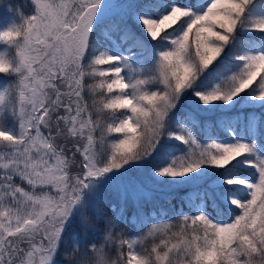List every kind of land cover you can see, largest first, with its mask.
Returning a JSON list of instances; mask_svg holds the SVG:
<instances>
[{
    "label": "snow or ice",
    "instance_id": "6c2138e0",
    "mask_svg": "<svg viewBox=\"0 0 264 264\" xmlns=\"http://www.w3.org/2000/svg\"><path fill=\"white\" fill-rule=\"evenodd\" d=\"M32 3L0 30L16 42L0 52L16 77L0 90V264H264V0ZM103 186L122 202L186 189L178 225L128 237ZM77 219L101 242L74 233L62 252Z\"/></svg>",
    "mask_w": 264,
    "mask_h": 264
},
{
    "label": "trees",
    "instance_id": "16d2710c",
    "mask_svg": "<svg viewBox=\"0 0 264 264\" xmlns=\"http://www.w3.org/2000/svg\"><path fill=\"white\" fill-rule=\"evenodd\" d=\"M1 1V0H0ZM148 0H140L137 3H147ZM166 2V0H165ZM13 18H16L14 14H12ZM12 21V20H11ZM16 22H12V24H15ZM133 30L136 32L138 36L144 37L145 33L142 30L141 25L133 24L132 25ZM0 52H7L8 55L14 56V51L12 48H8L7 46H3L0 48ZM234 67V66H233ZM13 80V81H12ZM15 83V76L12 74H0V90L5 88V85H8L9 87L14 85ZM181 111V110H179ZM219 115H212L210 117L211 121H215ZM8 124L9 126H12L13 121L11 120V117L8 118ZM204 122L201 121V125H203ZM201 139H204L203 133L200 131V129H194ZM214 135L219 136L220 138H224V134L220 132L219 130H216ZM179 148L183 149V145H179V142H174ZM159 163V161L155 160L154 163H152L148 168L153 167L155 164ZM243 174L248 173V169H242L241 170ZM186 189H179L175 192H167V193H158L155 192L152 194V197L147 200H140L138 203L135 205L132 201L129 199L124 200L123 207H124V218L127 220L126 224H122L121 228L118 230H122L125 235L128 237H138L145 233L148 228L151 227L152 223H159L161 222V217L163 218V222L166 223H172L173 225H178L179 223V217L176 215L181 210L183 201L182 197L184 195V192ZM102 198L104 200H109L108 203L104 202L101 207L104 209V211L109 214L113 215L110 211V203H113L117 206V209L121 207L120 202L116 198V196L113 194V191L111 189H107L106 191H103L101 193ZM167 197H172L171 202L169 203L167 200ZM164 210L166 215L161 212V210ZM184 211L187 212V208H184ZM139 212H142L144 216L149 217V222L147 224H144L143 226H137L136 223L132 222V217L136 216ZM155 217V219H152ZM102 232V229H101ZM101 232H88L87 237L84 235L83 229L80 227L79 221L74 220L70 227L68 228L65 237H64V243L61 245V251H67L71 248V236L76 233L80 235V238L84 242H96L100 243L101 242ZM151 240L149 239L148 241L145 242L146 246H150ZM110 255L115 257V251L110 250Z\"/></svg>",
    "mask_w": 264,
    "mask_h": 264
},
{
    "label": "rangeland",
    "instance_id": "374dc122",
    "mask_svg": "<svg viewBox=\"0 0 264 264\" xmlns=\"http://www.w3.org/2000/svg\"><path fill=\"white\" fill-rule=\"evenodd\" d=\"M140 0H136V2H139ZM8 4H11L12 5V11H10L7 7ZM19 6V10L20 12L24 15V16H28V15H31L33 14L34 12V5L32 3V0H1L0 1V30H3L4 28L12 25V22H16V23H19L20 22V16H18L15 12V9L16 7ZM12 14L15 15L16 18H13L12 17ZM12 20V21H11ZM5 45L3 44H0V48L3 47ZM14 51V49H13ZM233 71H235V67L232 68ZM231 73L230 72H226V73H223V75L221 76V78L217 81L218 83L221 84V86L224 85V83L226 82L228 76H230ZM13 81V80H12ZM15 83H16V77H15ZM14 83V84H15ZM189 104H190V101L185 98V101L181 104L180 106V109L179 110H187L189 108ZM220 112L217 111L216 113H214V115H219ZM213 114H209L207 115L206 117H201V121L204 122L206 119L207 120H210V117L212 116ZM12 120V119H11ZM195 134L197 135L198 138L201 139V137L199 136V134L194 130ZM219 137V136H217ZM220 138V137H219ZM225 138V137H224ZM224 138H220V139H224ZM203 140V138L201 139ZM155 160H152L148 163L147 165V168L148 166H150L152 163H154ZM129 177L132 178V179H140L143 175L142 172H140L139 170H136V169H132L130 170L129 172ZM107 189H111L113 191V194L116 196V198L118 199V201L120 202L119 204L122 203V200H121V195L118 191L114 190L113 188L109 187V186H103L101 188V193H103V191H106ZM155 192H158V193H167L168 191H155ZM153 192V194L155 193ZM130 201H132L135 205L138 203V201H136L135 199L131 198V196H129L128 198ZM104 202H106V204L108 203L109 200H104ZM103 202V203H104ZM113 205V203H110L109 206Z\"/></svg>",
    "mask_w": 264,
    "mask_h": 264
},
{
    "label": "clouds",
    "instance_id": "9594fccd",
    "mask_svg": "<svg viewBox=\"0 0 264 264\" xmlns=\"http://www.w3.org/2000/svg\"><path fill=\"white\" fill-rule=\"evenodd\" d=\"M7 7H8V9H9L10 11H12V5H11V4H8ZM15 12H16V14H17L18 16H20V22H19V23H15V25H16L18 28H22V27H24V26L26 25V23H27L28 16H24V15L20 12V10H19V6L16 7ZM15 43H16L15 41H10V42L8 43V46H7V47H8V48H14V47H15ZM5 55L7 56L8 59H11V58H12L10 55H8L7 52H5ZM6 67H7L6 65H0V72H3L4 74H14V70H13V72H8V71H6ZM5 88H6V89L9 88V86H8V85H5ZM107 256H108V254L106 253V254H105V258H106V260H107ZM65 259L71 260V259H73V255H72L71 253H69V254H67V255L65 256ZM89 264H96V258L93 257L92 260H90ZM107 264H112V261H111V260H108V261H107Z\"/></svg>",
    "mask_w": 264,
    "mask_h": 264
}]
</instances>
